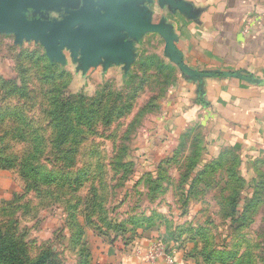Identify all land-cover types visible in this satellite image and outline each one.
I'll use <instances>...</instances> for the list:
<instances>
[{
    "label": "rangeland",
    "instance_id": "1",
    "mask_svg": "<svg viewBox=\"0 0 264 264\" xmlns=\"http://www.w3.org/2000/svg\"><path fill=\"white\" fill-rule=\"evenodd\" d=\"M82 6L83 0H35L28 4L26 14L29 19L42 18L52 23L60 21L66 11L79 10ZM0 51L4 53V59H7L10 65L0 73V109L5 105L14 107L20 105L29 110L30 101L21 99L16 94H9L12 89L10 86L13 85L20 91L25 86V82L22 81L25 76L23 69L29 71L26 76L29 88L36 90L34 99L36 108L29 111L31 116L27 115L28 118L37 117L44 120L42 110L47 107L48 99L44 92L62 91L64 86L66 90L59 97L60 101H65L69 94L73 95L77 102H80L79 96L85 97L82 106L79 103V107H83V113L89 111L92 104L98 111L96 116H102L112 106L116 107L112 125L106 127L99 124L94 134L92 131L91 135L87 134L89 139L82 145L80 160L76 167L71 169V176L68 177L74 179L73 177L78 175V171H82L80 168H84L89 159L94 161L97 153L99 158L105 161L111 198L105 207L107 223L99 219L100 216H96L97 214L95 218L93 217L92 221L94 225H98V230H95V227L82 215L80 207L73 206L77 202L75 198L71 200V197H76L83 190L80 189L78 194L67 187L68 199L71 200L69 203L57 202L52 206L50 204L42 206L38 202L37 193L24 195V181L18 170L9 165L5 168L0 166V183H2L0 184V228H2L0 232L5 234L8 227L16 230V236L22 240L19 242L27 250L26 264H94L93 252L100 248L102 242L110 246L118 244L127 249L132 245L130 243L135 233H144V229L141 228L144 222L142 217L150 210V206L165 205L173 209V206L167 202L168 187L173 189L172 201L181 215L188 213L189 205L183 202L189 200L200 203L204 201L206 195L211 194L216 201L221 202L216 206V212L220 216V219L214 220L217 223L216 229L212 228L205 218L203 225L207 229L206 232L202 230L201 233L194 235L200 239V242L204 240L200 236L208 233L211 239H207V242L212 245L217 240L220 246H228L229 252H226L228 256L239 250L238 247H241L238 251L240 252L247 243L252 246L263 244L264 182H261V178L264 177V166L258 167L262 177L257 183H252L254 180L242 171L234 173L231 179L230 173H226L223 166H220L218 173L211 172L206 168L216 160L209 163L204 137L194 128L182 137L175 154L162 160L154 171L138 170L136 140L140 133L148 131L155 119L163 114L168 92L177 82L180 71L179 65L167 51L166 42L160 34L148 33L141 39L138 50L133 54V61L126 71L103 72L101 66L91 67L90 73L81 79L80 83L73 81L70 72L72 75L74 70L69 65L66 67L51 61L55 64L50 66L49 58L43 59L44 48L34 41H25L16 46L13 35H1ZM77 64L79 67L80 62L78 61ZM43 75H48V80L44 79ZM102 96L108 98L107 101H102L103 105L107 102L106 110L101 108ZM107 118L108 116L103 117L104 120ZM47 120L45 119L44 122ZM14 149L17 154L23 151L21 144ZM86 150L89 154L87 160ZM48 155H50L49 150H43L38 167H42L43 175L45 173V176L52 174L55 176L54 173L58 172L63 164H54L51 162L52 157ZM96 170L95 167L94 172ZM212 181L223 183V186L225 183H238V185L232 188L225 187L221 197L219 190L208 192L204 188L203 193L206 194L193 196L184 186L185 183ZM180 183L183 184L179 186ZM258 183H261L259 187L261 193L255 198L258 190L254 187ZM230 193L233 195V205L240 210V213L246 209L244 201L245 196L248 195L247 205L252 203L249 211H254L256 214L245 222L240 221L241 216H234V213H231L233 219L229 217L232 212L229 205ZM259 199H261L260 204ZM222 205L228 209L222 210ZM208 211V208L203 207V213ZM151 217L150 223L145 222L147 229H150L149 233L158 230L162 225L167 227V240L173 241L174 236L180 235L179 232H175L174 223L168 221L164 225L163 219L157 212ZM121 225L125 227V231L120 230ZM209 250L210 248L205 254L210 252ZM261 251V248L255 250L259 255ZM45 253L48 258L38 262Z\"/></svg>",
    "mask_w": 264,
    "mask_h": 264
},
{
    "label": "crops",
    "instance_id": "2",
    "mask_svg": "<svg viewBox=\"0 0 264 264\" xmlns=\"http://www.w3.org/2000/svg\"><path fill=\"white\" fill-rule=\"evenodd\" d=\"M137 9L152 24L163 25L169 31L188 69L215 74L194 77L181 69L178 71L163 114L136 140L138 170L154 171L162 160L175 154L182 137L196 128L204 137L209 163L233 151L239 159L237 170L247 173L254 180L252 183L259 182L258 167L264 166V0H143ZM144 36L140 39L126 36L121 42H131L135 53ZM14 44L18 45L15 36ZM66 59V67L69 65L74 70L72 75L69 70L73 81L80 83L90 71L79 70L69 53ZM9 66L0 51V73ZM99 66L103 72L112 73L128 69L124 63L111 64L108 69L104 63ZM168 190L167 202L173 209L165 205L150 206L142 219L147 220L157 212L164 225L168 221L174 223L182 241L167 240V227L162 225L149 233L150 229L143 223L144 233L127 249L102 242L93 252L94 264H149L133 250L136 245L148 250L158 237L166 241L168 248L177 251L180 264H207L200 254L204 245L194 235L207 230L203 225L205 218L216 229L214 220L220 219L217 201L208 194L200 203L190 202L188 213L181 215L172 201V187ZM203 207L209 211L203 213ZM245 252L246 247L237 258L214 264H240Z\"/></svg>",
    "mask_w": 264,
    "mask_h": 264
},
{
    "label": "trees",
    "instance_id": "3",
    "mask_svg": "<svg viewBox=\"0 0 264 264\" xmlns=\"http://www.w3.org/2000/svg\"><path fill=\"white\" fill-rule=\"evenodd\" d=\"M43 59H48L44 53ZM50 66H53L51 61H49ZM29 71L23 69L24 77L22 79L25 82V86L20 91L15 86H10L9 94H16L21 99H27L30 101L29 110H26L24 106L15 105H5L0 109V166L2 168L10 167L18 170L20 172L21 178L24 181V195L28 196L29 194L37 193L38 202L42 206L46 205H55L57 202H66L69 203L71 200L76 199L77 204L73 205L74 208L80 207L82 215L95 227V230H98V225H94L93 217L100 216L99 219L107 223V210L105 209L106 205L109 203L111 198L110 186H109V174L106 171L105 161L99 158V154L94 157V161L87 162L84 168H80L82 171H78V175L73 177L74 179L68 178L71 176V169L76 167L77 162L80 160V155L82 152V145L89 139L90 132L95 133V129L98 128L99 124L109 127L114 121V112L116 110L115 106H112L108 111L104 112L102 116H96L98 112L93 104L90 107V110L86 113H83V107H79V103L82 106V103L85 100V97L79 96V101L71 94L66 96L65 101H60L59 97L65 93L66 86L62 88V91L56 90V92H44L47 99V107L42 110V115L44 120H41L37 117L28 118L29 111L33 108H36L34 103L36 90L30 89L27 83V73ZM71 76V75H70ZM44 79L48 80V75H43ZM102 96L101 101H107L108 98ZM93 103V102H92ZM107 102H105V105ZM102 102V110H106V106ZM35 106V107H33ZM100 108V107H99ZM100 108V109H101ZM39 109V107H38ZM31 116V115H29ZM108 116L107 120H104L103 117ZM45 119H48L47 122H44ZM91 135V134H90ZM21 144L23 151L21 154L15 153V147ZM49 150L54 164L62 163V167L58 172H55V176L49 175L45 176L42 173V167H38L39 161L43 154V150ZM11 151V152H10ZM89 154L86 150L85 158L88 159ZM49 159H47L48 161ZM212 163V162H211ZM210 163V164H211ZM239 159L233 151L225 152L215 163L209 165L206 169L211 172H219L220 166L224 167L226 173H230L231 179L234 177V173L238 172ZM97 170L94 172V168ZM64 170V171H63ZM261 172V171H260ZM259 172V173H260ZM258 173V177L261 178V173ZM43 177L41 178V176ZM261 182H264V177L261 178ZM99 182V183H98ZM183 183H180L181 186ZM188 192L193 196H201L203 194V188L212 192L214 190H219V195L224 193L225 187L232 188L233 186L237 187L238 183H185ZM199 186H198V185ZM261 183H258L254 189L258 190V193L255 198L260 196L261 191L259 187ZM72 188L74 193L78 192L80 189L83 190L76 197H71L69 200V192L66 188ZM185 187H183L184 189ZM236 189V188H235ZM182 196V195H181ZM184 196V195H183ZM229 205L232 212H230L229 217L233 219L234 216H241L240 221H248L250 216L252 217L256 213L254 211H249L250 205H247V200H249L248 195L245 196L244 205L246 209L243 213H240V210H237V207L234 206L233 195H229ZM183 200V199H182ZM261 199H259L260 204ZM183 202V201H182ZM191 200L183 202L186 205H189ZM217 203H219L217 201ZM221 202L219 203V205ZM236 205V204H235ZM223 209H228L221 206ZM235 209V210H234ZM228 217V218H229ZM95 218V217H94ZM143 220V219H142ZM152 217L143 220L150 223ZM242 227V226H241ZM239 227V228H241ZM121 231H125L124 226H119ZM2 228H0L1 231ZM244 229V227H242ZM206 232V230L203 229ZM139 234V233H138ZM135 233V236L130 244H133L141 236ZM208 234V233H207ZM207 234H202L204 240L201 242L204 247L200 254L207 255L203 259L207 264H214L217 261H231L237 258L239 250L241 247H238L239 250L231 253V256H228L226 252L228 246L219 245L216 241L214 244L207 242V239H211V236ZM216 236L214 235V238ZM206 238V239H205ZM173 241H182L180 236H174ZM200 240V239H199ZM19 241H22L16 236V230L9 227L5 234L0 232V263L4 264H26V248L22 246ZM19 242V243H18ZM210 248V252L205 254L207 249ZM222 248V249H219ZM224 248V249H223ZM236 248V249H238ZM261 248V255L257 254L255 250ZM87 252V251H86ZM21 256V257H20ZM27 258V257H26ZM48 255L45 253L39 259L38 262H41L43 259H47ZM240 264H264V242L263 244L252 246L250 243L246 244V252L240 257ZM242 261V262H241Z\"/></svg>",
    "mask_w": 264,
    "mask_h": 264
},
{
    "label": "water",
    "instance_id": "4",
    "mask_svg": "<svg viewBox=\"0 0 264 264\" xmlns=\"http://www.w3.org/2000/svg\"><path fill=\"white\" fill-rule=\"evenodd\" d=\"M31 1L35 0H0V33L14 35L18 45L31 40L40 42L50 61L66 65L69 53L75 62H80L78 69L84 72L102 63L105 69L115 63H124L129 68L133 46L121 41L126 36L140 39L141 35L158 33L184 73L194 77L215 75L188 69L169 31L163 25L152 24L137 9L143 0H83L82 8L68 10L60 21L52 23L27 17Z\"/></svg>",
    "mask_w": 264,
    "mask_h": 264
},
{
    "label": "built area",
    "instance_id": "5",
    "mask_svg": "<svg viewBox=\"0 0 264 264\" xmlns=\"http://www.w3.org/2000/svg\"><path fill=\"white\" fill-rule=\"evenodd\" d=\"M133 251L149 264H157L159 261L164 264H180L177 251L168 248L166 241L161 237L156 238L148 250L144 251L136 245Z\"/></svg>",
    "mask_w": 264,
    "mask_h": 264
}]
</instances>
